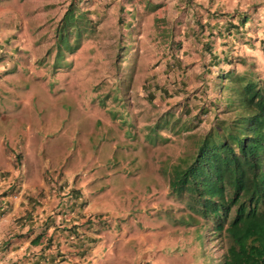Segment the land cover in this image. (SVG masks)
<instances>
[{
  "label": "rangeland",
  "instance_id": "374dc122",
  "mask_svg": "<svg viewBox=\"0 0 264 264\" xmlns=\"http://www.w3.org/2000/svg\"><path fill=\"white\" fill-rule=\"evenodd\" d=\"M71 2L87 18L81 30L60 21ZM156 3L0 0V163L17 170L12 192L38 167L81 187L95 233L114 245V260L103 264H220L223 249L209 223L190 218L162 171L190 150L188 134L207 128L214 99L227 96L218 74L235 69L264 84V0H233L248 20L214 38L215 62L186 35L194 15L203 18L202 5ZM172 51L181 64L167 66ZM184 106L190 112L174 130H148ZM144 141L156 148L151 157Z\"/></svg>",
  "mask_w": 264,
  "mask_h": 264
},
{
  "label": "trees",
  "instance_id": "16d2710c",
  "mask_svg": "<svg viewBox=\"0 0 264 264\" xmlns=\"http://www.w3.org/2000/svg\"><path fill=\"white\" fill-rule=\"evenodd\" d=\"M181 3L188 5L191 0L176 2L179 7ZM74 5L73 2L69 4L60 21L65 28H76L78 22L77 28L81 30L80 23L87 18L82 12L76 15L77 6ZM159 5L157 2L155 7ZM202 7L203 18L195 14L194 33L190 34L187 29L186 35H193V42L200 44L201 50L207 51L211 55L210 60L215 62L218 57L212 50L214 38L222 33L221 30L223 34H230L231 29L241 28L248 19L236 8L219 11ZM222 14L227 15L222 22L225 26L219 27V15ZM211 18L215 20L211 21ZM170 44L179 48L181 41H171ZM174 53L172 51L171 55ZM174 57L166 62L167 66L172 62L181 64L179 58ZM218 76L220 80L227 79V86L224 82L218 84L219 91L226 87L227 96L221 102L220 98L218 101L214 99L213 107L217 112L207 128L203 132L188 134L192 140L190 150L178 153L170 169L162 172H165L169 193L183 200L191 213L190 218L197 215L209 223L210 232L223 249L220 264H264V84L258 78L235 69H228ZM161 88L166 90L163 86ZM222 103L224 106L221 107ZM175 104L177 107L180 105L179 101ZM209 109L203 106L200 112L206 113ZM186 110L188 108L184 106L172 120L174 112L168 110L148 130L171 132L178 117ZM169 139L170 136L162 138L164 142ZM75 227L77 224L66 229L74 231ZM43 232L36 236L40 237ZM81 251L83 255L86 250L82 248Z\"/></svg>",
  "mask_w": 264,
  "mask_h": 264
},
{
  "label": "crops",
  "instance_id": "0c3cea01",
  "mask_svg": "<svg viewBox=\"0 0 264 264\" xmlns=\"http://www.w3.org/2000/svg\"><path fill=\"white\" fill-rule=\"evenodd\" d=\"M195 1L210 10L230 11L235 6L233 0ZM219 16V27L225 26L227 15ZM143 143L151 157L156 148ZM16 172L15 167L0 163V264H103L111 259L109 248L114 245L104 241L105 232H93L91 205L78 198L83 194L81 187L63 172L38 167L29 171L19 191L12 192L9 187ZM72 224H77L74 231L67 230ZM39 232L43 233L37 237ZM82 248L86 250L83 255Z\"/></svg>",
  "mask_w": 264,
  "mask_h": 264
},
{
  "label": "clouds",
  "instance_id": "9594fccd",
  "mask_svg": "<svg viewBox=\"0 0 264 264\" xmlns=\"http://www.w3.org/2000/svg\"><path fill=\"white\" fill-rule=\"evenodd\" d=\"M93 232H95V230H93Z\"/></svg>",
  "mask_w": 264,
  "mask_h": 264
}]
</instances>
